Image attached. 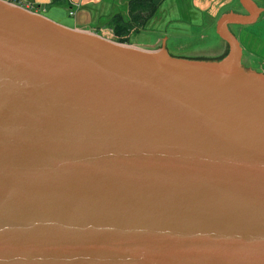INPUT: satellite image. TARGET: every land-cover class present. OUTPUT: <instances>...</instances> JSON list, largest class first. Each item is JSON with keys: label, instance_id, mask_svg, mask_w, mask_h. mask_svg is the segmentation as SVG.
<instances>
[{"label": "water", "instance_id": "1", "mask_svg": "<svg viewBox=\"0 0 264 264\" xmlns=\"http://www.w3.org/2000/svg\"><path fill=\"white\" fill-rule=\"evenodd\" d=\"M0 0V264H264V74ZM164 34V32H163Z\"/></svg>", "mask_w": 264, "mask_h": 264}, {"label": "crops", "instance_id": "2", "mask_svg": "<svg viewBox=\"0 0 264 264\" xmlns=\"http://www.w3.org/2000/svg\"><path fill=\"white\" fill-rule=\"evenodd\" d=\"M251 1L258 8L255 18L245 22L225 20L223 25L237 43L240 64L252 71L264 73V0ZM126 2L127 0H55L54 2L50 0H20L19 5L39 11L48 19L64 26L89 31L97 26H103L104 23L106 25L109 16L115 12H120L125 16ZM152 2L156 5L155 11L158 4L162 5L164 2L163 8L168 12H178V14L184 12V17L179 16L174 20V22L183 25L190 22L188 14L191 10L199 14L200 18L205 16L208 23H206L203 33H214L225 49L226 42L220 37L216 26L220 16L225 12H235L240 15L250 14V9L242 0H152ZM69 8L74 9L73 16L67 15ZM106 29L111 32L108 27ZM133 36L130 37L131 40ZM136 39L139 37L136 36Z\"/></svg>", "mask_w": 264, "mask_h": 264}, {"label": "rangeland", "instance_id": "3", "mask_svg": "<svg viewBox=\"0 0 264 264\" xmlns=\"http://www.w3.org/2000/svg\"><path fill=\"white\" fill-rule=\"evenodd\" d=\"M164 5V2L162 5L161 3L158 4L157 10L141 29L133 34L132 40L130 38L127 44L144 49H155L162 40L163 35V48L170 56L213 58L222 55L225 51V47L222 46L223 44H221V41L217 39L212 32L203 33V30L206 28V23H208L205 16L200 18L198 17L199 14L191 10L188 14L190 22L187 25H183L182 23L174 22V20L179 18V16L184 17V12L180 14H178V12H168L163 8ZM20 6L30 10L28 7L23 5ZM63 6L65 5L63 4ZM31 11L45 16L39 11ZM106 27L104 23L103 26H97V28L95 27L90 30L113 40L111 32L107 30ZM136 36L139 37V39H136ZM260 73L262 74V72Z\"/></svg>", "mask_w": 264, "mask_h": 264}, {"label": "trees", "instance_id": "4", "mask_svg": "<svg viewBox=\"0 0 264 264\" xmlns=\"http://www.w3.org/2000/svg\"><path fill=\"white\" fill-rule=\"evenodd\" d=\"M8 1L20 4V0ZM155 8L152 0H127L125 16L115 12L107 19L106 26L111 30L112 39L119 43H129L130 37L141 29Z\"/></svg>", "mask_w": 264, "mask_h": 264}, {"label": "built area", "instance_id": "5", "mask_svg": "<svg viewBox=\"0 0 264 264\" xmlns=\"http://www.w3.org/2000/svg\"><path fill=\"white\" fill-rule=\"evenodd\" d=\"M73 13H74V9L69 8V9L67 10V15H68V16H73Z\"/></svg>", "mask_w": 264, "mask_h": 264}]
</instances>
